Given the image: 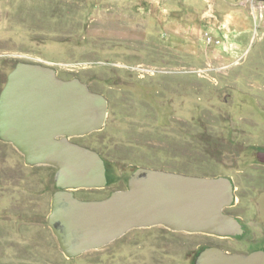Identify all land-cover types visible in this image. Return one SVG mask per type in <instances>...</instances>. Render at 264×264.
I'll return each mask as SVG.
<instances>
[{"label": "rangeland", "instance_id": "374dc122", "mask_svg": "<svg viewBox=\"0 0 264 264\" xmlns=\"http://www.w3.org/2000/svg\"><path fill=\"white\" fill-rule=\"evenodd\" d=\"M18 61L51 64L107 100L97 130L71 140L125 188L138 167L226 176L242 233L132 228L68 257L48 224L55 169L0 139V264H193L216 245L264 250V0H0V89Z\"/></svg>", "mask_w": 264, "mask_h": 264}, {"label": "water", "instance_id": "95a60500", "mask_svg": "<svg viewBox=\"0 0 264 264\" xmlns=\"http://www.w3.org/2000/svg\"><path fill=\"white\" fill-rule=\"evenodd\" d=\"M106 116L101 93L77 77H59L41 61L16 62L0 90V139L12 143L27 164L56 168L48 224L66 256L104 246L136 227L242 233L237 218L225 211L234 197L226 176L138 167L125 188L100 199L77 197L76 188L104 186L106 170L96 150L71 137L101 128ZM193 264H264V250L238 253L209 245Z\"/></svg>", "mask_w": 264, "mask_h": 264}, {"label": "trees", "instance_id": "16d2710c", "mask_svg": "<svg viewBox=\"0 0 264 264\" xmlns=\"http://www.w3.org/2000/svg\"><path fill=\"white\" fill-rule=\"evenodd\" d=\"M1 90V89H0ZM51 167H53L52 165H50ZM55 170H56V168L55 167H53ZM55 173V172H54ZM53 173V174H54ZM53 179H54V177H52ZM54 181V180H53ZM204 247H206V246H202L200 249H198L197 250V252L196 253H198L201 249H203ZM197 254H195V256H196Z\"/></svg>", "mask_w": 264, "mask_h": 264}, {"label": "flooded vegetation", "instance_id": "af4514ba", "mask_svg": "<svg viewBox=\"0 0 264 264\" xmlns=\"http://www.w3.org/2000/svg\"><path fill=\"white\" fill-rule=\"evenodd\" d=\"M56 73H57V75H58V72L56 71ZM59 76V75H58ZM59 77H61V78H64V79H68V78H65V77H62V76H59ZM72 78V77H71ZM232 187H233V185H232ZM233 216H235V215H233ZM236 217V216H235ZM237 218V217H236ZM241 224V223H240ZM241 227H242V225H241ZM241 234V233H240ZM237 235V234H236ZM239 235V234H238ZM225 251H227V250H225ZM228 252H230V251H228Z\"/></svg>", "mask_w": 264, "mask_h": 264}]
</instances>
